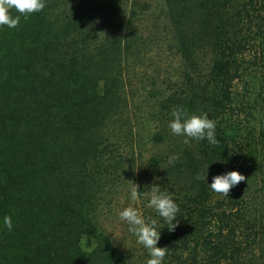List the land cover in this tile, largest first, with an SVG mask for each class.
<instances>
[{"label":"trees","instance_id":"trees-1","mask_svg":"<svg viewBox=\"0 0 264 264\" xmlns=\"http://www.w3.org/2000/svg\"><path fill=\"white\" fill-rule=\"evenodd\" d=\"M162 1L186 73L181 88L159 97L165 130L155 142L170 132L171 109L183 106L216 122L218 143L172 146L178 160L166 162L160 186L179 206L178 224L170 232L155 213L157 247L167 248L164 264H264V177L262 203L252 195L256 158L264 157V96L253 103L260 127L250 131L237 93L264 71V0ZM123 2L45 0L15 28L0 27V264H126L92 217L123 161L113 140L137 39L130 21L113 34L101 29ZM229 171L245 179L226 199L206 183Z\"/></svg>","mask_w":264,"mask_h":264},{"label":"rangeland","instance_id":"rangeland-1","mask_svg":"<svg viewBox=\"0 0 264 264\" xmlns=\"http://www.w3.org/2000/svg\"><path fill=\"white\" fill-rule=\"evenodd\" d=\"M131 11L135 12L133 18L130 17ZM123 20L124 24L131 22L132 32L136 33L134 38L137 39V48L129 55L124 67L127 108L116 123L113 140L119 148L117 154L123 161L116 174L104 186V193L92 217L97 227L124 255L126 264H146L149 258L147 250L127 231V225L119 220L118 213L131 204L140 210L142 216L153 220L155 211L146 206L150 198L147 195L149 186L161 185L164 179L168 178L165 172L166 162L173 145H184L192 150L196 145L194 141L185 144L183 137L174 136L170 132L163 143L155 142L158 134L165 130L158 113L159 97L166 95L167 91L181 88L186 73L175 51L171 25L163 1L124 0L122 7L116 9L101 29L105 34L116 33ZM248 91L250 93H247ZM237 93L248 104L250 111L247 112L251 115L242 114L239 121L243 120L245 129L258 130L262 114L258 105L253 108V103L257 102L258 95L264 96V71L249 74L244 82L237 86ZM153 95H157V98L154 99ZM236 124L241 123L237 121ZM257 157L255 174L258 178L256 192L253 189L252 195L257 197L256 203H262L258 196L263 184L264 157ZM151 160H155L156 165L150 164ZM132 184L141 187L143 193L134 203L128 199Z\"/></svg>","mask_w":264,"mask_h":264},{"label":"clouds","instance_id":"clouds-1","mask_svg":"<svg viewBox=\"0 0 264 264\" xmlns=\"http://www.w3.org/2000/svg\"><path fill=\"white\" fill-rule=\"evenodd\" d=\"M44 7L45 0H0V27L15 28L21 18L27 20L32 14L42 11ZM12 10L17 15H11ZM170 116L168 128L171 134L183 137L185 144L190 141H207L211 145L218 143L215 138L216 122L209 119L207 113L189 115L188 110L183 106H174L171 109ZM177 160L178 156L172 155L169 157L168 163L174 167ZM195 179L205 181L206 175L204 177L198 175ZM244 179L245 177L239 172L229 171L213 176L211 183L206 184L211 191L228 199L230 190ZM132 185L128 199L134 203L143 194L136 185ZM149 188L150 191L147 195L150 198L146 206L153 209L156 215L163 219L168 225V231H173L178 224L176 221L179 212L178 204L168 191L161 189L159 184H153ZM118 218L127 225V231L136 237V242L147 250L149 258L146 264H164L167 248L157 247L161 233L156 229L157 221L145 218L140 210L131 206V204L118 213ZM3 227L9 231L12 230L13 224L10 216L3 217Z\"/></svg>","mask_w":264,"mask_h":264}]
</instances>
